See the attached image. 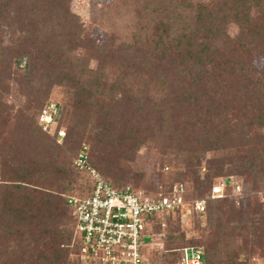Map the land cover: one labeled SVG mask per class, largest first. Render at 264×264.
<instances>
[{
	"label": "trees",
	"instance_id": "trees-1",
	"mask_svg": "<svg viewBox=\"0 0 264 264\" xmlns=\"http://www.w3.org/2000/svg\"><path fill=\"white\" fill-rule=\"evenodd\" d=\"M69 1L0 0V34L5 28L22 31L28 47L41 52L30 59L23 47L28 74L33 73L24 88L42 86L37 75L49 64L67 71L45 86L47 92L52 85L62 89L56 129L65 111L66 149L76 155L86 139L88 164L113 189L167 193L183 184L186 200L204 201L199 239L169 237L166 249L200 250L202 264H248L264 255V208L250 196L264 188V68L252 66L264 53V0H152L157 6L148 11L145 5L139 15L141 21L151 14L156 19L152 32L140 29L111 59L106 56L111 44L99 49L95 67L71 55L88 41L81 38ZM229 26L236 28L233 36ZM108 67L115 68V77L105 74ZM4 88L0 85V264H74L69 255L76 249L75 220L61 197L89 196L90 179L72 166L85 181L79 190L64 151L37 125L41 109L52 102H46L48 93L28 98L12 114L13 106L2 102ZM149 144L157 145L171 172L169 181L139 190L126 185L137 184L140 176L134 179L125 165ZM201 160L204 175L194 168ZM220 180L240 181L245 197L237 206L229 187L224 198H210ZM153 234L151 227L148 236Z\"/></svg>",
	"mask_w": 264,
	"mask_h": 264
},
{
	"label": "rangeland",
	"instance_id": "rangeland-1",
	"mask_svg": "<svg viewBox=\"0 0 264 264\" xmlns=\"http://www.w3.org/2000/svg\"><path fill=\"white\" fill-rule=\"evenodd\" d=\"M208 0H193L194 3H205ZM156 1L152 0H70L69 1V12L73 16L77 17L81 26V38L87 39L84 44L83 49H73L71 55L77 58H82L84 61L89 60L90 67H95L98 62L95 58L99 56V49L104 48L108 45L110 51L108 56L119 55L121 48L130 46L134 36L141 31H145L148 35L152 32L153 21L156 20L152 14L146 16L144 21H141L139 15L143 11L146 5L147 10L154 9L156 7ZM156 5V6H155ZM159 7V6H158ZM27 11V10H26ZM228 28V35H234L236 28L234 26L226 27ZM225 29V28H224ZM21 36V39H19ZM224 34L220 35L218 40L224 38ZM24 32H16V29H3L0 34V85L5 87L7 91L3 95L2 102L7 105L13 106L12 114H14L18 109L23 108L28 98L39 99L46 97L47 101H52L55 103H61V92L62 89L56 85L49 92L46 89L47 83L52 82V80L60 78L61 74H66L67 71L62 65L61 67H56L55 65H48L45 71H41L40 76L37 75V81L41 85L34 87L24 88L27 82V76L33 78V73L28 74L29 59L24 54L23 47L27 48L30 52V59L38 57L41 52L31 45L28 47V42L25 43ZM23 38V39H22ZM141 39V37H140ZM21 41V46H13L16 42L19 44ZM24 43V44H23ZM87 45V47H85ZM92 47V50H91ZM35 48V49H34ZM90 50L88 51V49ZM144 51V50H143ZM130 52H136L135 49H131ZM149 52L144 51L145 57L148 56ZM156 56H159L156 53ZM113 65L112 61H110ZM118 64L122 65L120 60H117ZM124 64V63H123ZM32 65V64H31ZM114 66V65H113ZM252 66L255 70H260L264 68V53L259 57L255 58L252 62ZM108 77H115L117 72L115 68L108 67L105 71ZM232 81V80H231ZM35 85V82L32 84ZM41 88V89H40ZM42 90V92H40ZM32 95V96H29ZM235 113L239 112V104H233ZM35 119V118H34ZM35 121V120H34ZM61 127L64 132H67V122L65 119V111L62 115ZM45 134V133H44ZM49 138H53L45 134ZM65 138V137H64ZM63 138V139H64ZM63 139L61 143L57 144L54 142L65 154L63 157L69 163L68 168L73 172V179L79 186L81 190L85 186V181L81 175L77 174L72 168V161L75 157L74 152L68 151L66 146L63 144ZM55 141V140H54ZM89 146L86 139L82 140L81 144ZM210 154L208 155V157ZM165 156L160 154V150L157 145H146L142 147L135 155L131 162H128L125 166L130 171V174L136 179L140 176V180L137 184L134 181H128L126 185H132L139 188L148 186H155L159 181L165 180L169 181L170 170L165 169ZM198 163V164H197ZM197 172L204 175L206 171L205 161L201 160L195 163ZM241 185L240 181H237ZM140 190V189H139ZM242 190V185H241ZM78 192V190L76 191ZM251 199H255L256 202L262 204L264 208V188L256 192L251 193ZM242 199L245 195L242 192ZM63 197H61V205L66 209ZM239 199V198H238ZM237 199L238 202H241ZM236 202L235 198L234 201ZM237 206V204H235ZM206 222V218L203 214H196L191 211V214L185 217L175 215V216H161L152 221L149 229H153L154 234L149 235L147 240V245L144 250L145 264H177V256L175 249L169 250L165 248V242L169 237H183V241L187 242L189 240L199 239L200 228H203ZM73 243V242H72ZM172 255V256H171ZM70 261L74 264H81L76 257V249H71L69 255ZM242 261V257H241ZM248 264H264V255L258 256L254 255L248 261Z\"/></svg>",
	"mask_w": 264,
	"mask_h": 264
},
{
	"label": "built area",
	"instance_id": "built-area-1",
	"mask_svg": "<svg viewBox=\"0 0 264 264\" xmlns=\"http://www.w3.org/2000/svg\"><path fill=\"white\" fill-rule=\"evenodd\" d=\"M59 108L55 102L47 103L40 111L37 125L41 131L61 143L65 132L56 129ZM73 168L87 174L91 194L87 197H66L65 206L75 220L73 245L81 264H145L143 247L149 238L153 217H185L194 211L205 212L202 200L185 199L183 184H175L167 193L136 191L131 187L113 189L88 164V147L83 144L72 161ZM231 189L235 204L242 196L238 182L218 181L211 189V199H222ZM177 264H202L200 250L188 247L177 250Z\"/></svg>",
	"mask_w": 264,
	"mask_h": 264
}]
</instances>
